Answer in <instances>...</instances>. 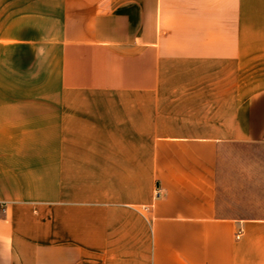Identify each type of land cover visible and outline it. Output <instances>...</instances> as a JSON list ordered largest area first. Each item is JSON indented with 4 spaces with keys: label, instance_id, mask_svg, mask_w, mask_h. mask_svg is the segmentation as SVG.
Listing matches in <instances>:
<instances>
[{
    "label": "crops",
    "instance_id": "0c3cea01",
    "mask_svg": "<svg viewBox=\"0 0 264 264\" xmlns=\"http://www.w3.org/2000/svg\"><path fill=\"white\" fill-rule=\"evenodd\" d=\"M261 62L264 0H0V264H264V85L184 89Z\"/></svg>",
    "mask_w": 264,
    "mask_h": 264
},
{
    "label": "rangeland",
    "instance_id": "374dc122",
    "mask_svg": "<svg viewBox=\"0 0 264 264\" xmlns=\"http://www.w3.org/2000/svg\"><path fill=\"white\" fill-rule=\"evenodd\" d=\"M202 73V72H201ZM204 76V74H202ZM203 78V77H202ZM216 82H193L188 84L184 89L192 92H200L196 99L186 100V103L190 106H195L193 113L198 117L213 119V122H218L222 118V110L231 101L228 96L239 92H245V94H250L253 90L258 89L263 86L264 80V63H257L256 65L246 66L241 68H223L222 72H218L217 76L214 75ZM208 81V80H207ZM191 112V113H192ZM261 184L260 186H249L243 189V198L259 197L260 203L256 205L263 207L264 209V162L261 164ZM245 206H250L252 203H246Z\"/></svg>",
    "mask_w": 264,
    "mask_h": 264
},
{
    "label": "built area",
    "instance_id": "2783aa9c",
    "mask_svg": "<svg viewBox=\"0 0 264 264\" xmlns=\"http://www.w3.org/2000/svg\"><path fill=\"white\" fill-rule=\"evenodd\" d=\"M241 231H242V229L240 228V229H238V231L236 232V237H238L239 236V234L241 233Z\"/></svg>",
    "mask_w": 264,
    "mask_h": 264
}]
</instances>
